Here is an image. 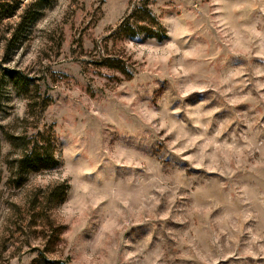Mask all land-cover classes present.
Returning <instances> with one entry per match:
<instances>
[{"label":"rangeland","instance_id":"rangeland-1","mask_svg":"<svg viewBox=\"0 0 264 264\" xmlns=\"http://www.w3.org/2000/svg\"><path fill=\"white\" fill-rule=\"evenodd\" d=\"M0 82V264H264V0H0Z\"/></svg>","mask_w":264,"mask_h":264},{"label":"trees","instance_id":"trees-1","mask_svg":"<svg viewBox=\"0 0 264 264\" xmlns=\"http://www.w3.org/2000/svg\"><path fill=\"white\" fill-rule=\"evenodd\" d=\"M144 11L143 15H140V11ZM133 21L131 19H126L120 26V30H125V33L134 34L135 29H142L148 34L153 33V27L146 26L144 24H139L141 20L143 22L146 19L149 21L152 18V22L156 23L158 26L159 23L154 17H152V13L145 8H141L138 12H134L131 14ZM2 83L0 82V104L2 99ZM38 137L34 138L32 142L30 139H26L27 137L21 135H10V142L14 146L20 148V156L15 161L16 173L18 174V178L16 179L17 186H21L26 180V174L31 172H39L44 169H51L58 164V160L55 153V145L51 136L42 134L38 132Z\"/></svg>","mask_w":264,"mask_h":264}]
</instances>
